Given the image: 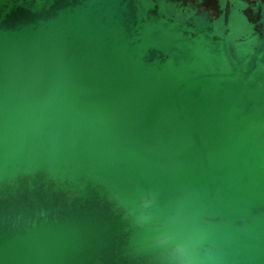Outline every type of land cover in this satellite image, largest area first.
Returning <instances> with one entry per match:
<instances>
[{"label": "water", "instance_id": "water-1", "mask_svg": "<svg viewBox=\"0 0 264 264\" xmlns=\"http://www.w3.org/2000/svg\"><path fill=\"white\" fill-rule=\"evenodd\" d=\"M0 264H264V0H0Z\"/></svg>", "mask_w": 264, "mask_h": 264}]
</instances>
